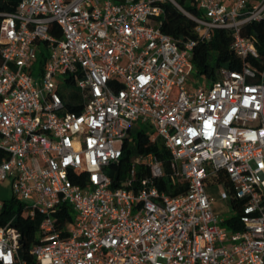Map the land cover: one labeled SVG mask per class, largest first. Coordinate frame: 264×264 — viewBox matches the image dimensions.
<instances>
[{"label":"built area","instance_id":"1","mask_svg":"<svg viewBox=\"0 0 264 264\" xmlns=\"http://www.w3.org/2000/svg\"><path fill=\"white\" fill-rule=\"evenodd\" d=\"M195 1L199 15L180 0H21L0 12V183L43 216L32 262L21 233L0 226V264H264V70L191 84L197 41L160 28L170 4L201 41L231 30L233 52L259 58L241 29L264 22V0ZM140 132L163 143L170 173L138 153ZM165 178L187 190H160ZM209 185L240 204L239 230L216 214ZM64 204L74 220L61 228Z\"/></svg>","mask_w":264,"mask_h":264},{"label":"trees","instance_id":"2","mask_svg":"<svg viewBox=\"0 0 264 264\" xmlns=\"http://www.w3.org/2000/svg\"><path fill=\"white\" fill-rule=\"evenodd\" d=\"M21 0H11L9 2H0V12H15ZM184 7L199 15V9L195 0H180ZM185 1V2H184ZM165 14L161 17L162 25L161 30L163 33L171 36L177 41L184 42L185 40H196L197 45L192 53V64L194 65L198 75L204 77L208 82H215L219 78V72L223 68L230 70L241 71L245 65L257 71L264 70V22H250L243 26L241 34L244 37L255 40L259 58H251L243 60L239 58L232 50L233 32L226 29H217L214 31L212 39L208 42L201 41L195 34V22L186 17L173 5L166 4L164 7ZM1 23V19H0ZM63 93V92H62ZM64 94V93H63ZM77 101L81 100L77 94H74ZM66 105L71 112H80L82 105H73L66 100ZM137 144V151L141 154L153 153L164 163L167 173H170V154L165 149L163 143H151L144 132H140L135 137ZM6 157L4 151L0 150V162ZM130 152L126 151L124 158L121 161V168L118 175L113 177L115 186L124 177L126 169L130 163ZM74 184L84 185V178H72ZM160 190H166L169 194L175 196L187 190V184L180 178L175 185H170L168 179H162L157 183ZM3 208L0 213V226L10 223L22 235L20 254L22 259L32 262L30 255L31 249L34 245L39 243L40 238V224L43 216L36 214L31 217L28 211L25 210L24 205L14 199L12 196L4 199ZM234 209H238L240 204L235 200L231 202ZM60 222V227L64 228L70 225L74 220V213L68 204L62 206L61 211L56 214ZM239 216L228 218L225 225L231 230H239L240 224L238 223Z\"/></svg>","mask_w":264,"mask_h":264},{"label":"rangeland","instance_id":"3","mask_svg":"<svg viewBox=\"0 0 264 264\" xmlns=\"http://www.w3.org/2000/svg\"><path fill=\"white\" fill-rule=\"evenodd\" d=\"M188 80L191 82V84H196L201 80V82H204V77L201 75H198L196 72V69L194 68L193 64H191L187 71ZM75 91L78 92V89L75 88ZM151 130V129H149ZM210 194L216 199V208L219 206V210L216 209V212L221 214L222 217L229 218L231 216H237V211H234L231 204L228 201H224L220 198L219 189L212 188L209 190ZM11 189L8 186V183H0V200L8 199L11 197Z\"/></svg>","mask_w":264,"mask_h":264},{"label":"crops","instance_id":"4","mask_svg":"<svg viewBox=\"0 0 264 264\" xmlns=\"http://www.w3.org/2000/svg\"><path fill=\"white\" fill-rule=\"evenodd\" d=\"M212 188H216L217 190L219 189L216 185H209L208 186V191L210 190V189H212ZM209 193H210V191H209ZM219 194H220V192H219ZM214 198V197H213ZM214 210H215V212H216V209L217 210H219V206H217V208H216V199H214ZM230 203V202H229ZM231 204V203H230ZM216 214H218V215H221V214H219V213H217L216 212Z\"/></svg>","mask_w":264,"mask_h":264}]
</instances>
